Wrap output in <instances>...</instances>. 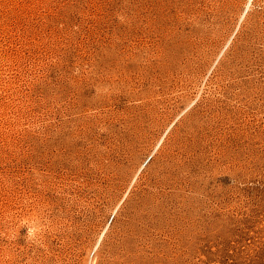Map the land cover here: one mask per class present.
Returning a JSON list of instances; mask_svg holds the SVG:
<instances>
[{
	"label": "rangeland",
	"instance_id": "374dc122",
	"mask_svg": "<svg viewBox=\"0 0 264 264\" xmlns=\"http://www.w3.org/2000/svg\"><path fill=\"white\" fill-rule=\"evenodd\" d=\"M0 264H264V0H0Z\"/></svg>",
	"mask_w": 264,
	"mask_h": 264
}]
</instances>
